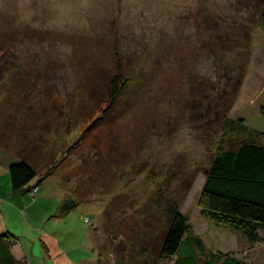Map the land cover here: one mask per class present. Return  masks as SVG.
Segmentation results:
<instances>
[{
    "label": "rangeland",
    "instance_id": "374dc122",
    "mask_svg": "<svg viewBox=\"0 0 264 264\" xmlns=\"http://www.w3.org/2000/svg\"><path fill=\"white\" fill-rule=\"evenodd\" d=\"M225 116L264 133V0H0V204L25 264L55 226L52 199L11 190L22 159L79 203L86 226L65 240L93 230L101 264H173L170 204L208 254L264 264V243L200 207L214 151L242 138Z\"/></svg>",
    "mask_w": 264,
    "mask_h": 264
},
{
    "label": "trees",
    "instance_id": "16d2710c",
    "mask_svg": "<svg viewBox=\"0 0 264 264\" xmlns=\"http://www.w3.org/2000/svg\"><path fill=\"white\" fill-rule=\"evenodd\" d=\"M110 93L112 106L122 93L116 79ZM216 112L219 115V110ZM224 121L226 130L242 138H232L230 144L224 142L214 151L211 166L205 172L200 207L209 220L242 232L250 245L264 243V133L251 129L242 117L234 120L225 116ZM8 173L14 194L32 193L36 198L39 189L34 194L32 183L38 178V172L27 159L12 163ZM78 208L77 201L66 200L56 217ZM167 211L169 226L163 239L162 258L173 260V264H199V260L202 264H247L233 254H208L202 240L190 235L189 220L179 208L170 204ZM87 222L91 220L87 218ZM15 241L16 237L10 232L0 235V264H22L12 251ZM184 245L189 248L181 260H176ZM117 264L126 263L121 260Z\"/></svg>",
    "mask_w": 264,
    "mask_h": 264
},
{
    "label": "crops",
    "instance_id": "0c3cea01",
    "mask_svg": "<svg viewBox=\"0 0 264 264\" xmlns=\"http://www.w3.org/2000/svg\"><path fill=\"white\" fill-rule=\"evenodd\" d=\"M17 161L19 160H13L12 162L6 164V169L9 170L10 165ZM39 181L41 180L37 178L32 183V186L39 184V192L35 199L39 198L38 201L52 199L54 207L52 206L48 210L44 211L43 218L45 219L46 223L54 222L52 224L55 226V232L41 233L38 250L40 258H38L37 261L41 264H101V259L98 256L104 255V249H106L104 240L96 238L94 241L95 237L92 233L93 230H89L84 240H82L80 243L75 244V246H72L71 243L69 244L65 238L67 235H72V228L77 227V229H82L84 226H86V223L82 221V213L78 215L80 208L68 214L55 217L56 219H52L53 214L56 212V215L58 214L59 209L64 204V202H66V200H71L72 198L65 196L62 193L63 190L59 183H55L53 179L47 178L46 180H42L41 183H39ZM57 184L59 186H57ZM53 198H55V200H53ZM9 232V226L6 222L5 215L1 210L0 204V235L7 234ZM91 236L92 238L90 239ZM88 250H90L92 254L83 255L80 253ZM12 251L15 257L21 261L22 264L27 262L25 253L18 246L16 241ZM95 257H97L96 262L93 260ZM119 262L120 261L117 260L116 264ZM102 264H104L103 259Z\"/></svg>",
    "mask_w": 264,
    "mask_h": 264
},
{
    "label": "built area",
    "instance_id": "2783aa9c",
    "mask_svg": "<svg viewBox=\"0 0 264 264\" xmlns=\"http://www.w3.org/2000/svg\"><path fill=\"white\" fill-rule=\"evenodd\" d=\"M37 190L33 191V193L35 194Z\"/></svg>",
    "mask_w": 264,
    "mask_h": 264
},
{
    "label": "bare ground",
    "instance_id": "6f19581e",
    "mask_svg": "<svg viewBox=\"0 0 264 264\" xmlns=\"http://www.w3.org/2000/svg\"><path fill=\"white\" fill-rule=\"evenodd\" d=\"M32 194V193H31Z\"/></svg>",
    "mask_w": 264,
    "mask_h": 264
}]
</instances>
